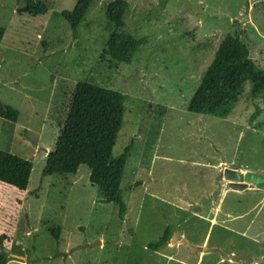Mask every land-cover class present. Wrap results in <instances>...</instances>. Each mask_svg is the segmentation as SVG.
I'll return each mask as SVG.
<instances>
[{"label": "rangeland", "instance_id": "1", "mask_svg": "<svg viewBox=\"0 0 264 264\" xmlns=\"http://www.w3.org/2000/svg\"><path fill=\"white\" fill-rule=\"evenodd\" d=\"M109 1L93 0L72 37L61 13L76 0H44L37 17L17 14L24 0H0V101L18 111L16 123L0 119V150L32 163L25 191L0 183L7 264H264V190L223 178L225 168L264 174V103L248 98L247 83L225 119L187 111L226 35L237 31L264 69V0H125L123 31L142 44L117 66L103 53ZM80 82L125 97L114 147L118 155L134 144L123 220L99 201L86 166L41 177ZM167 227L168 243L149 250ZM180 239L221 254H190Z\"/></svg>", "mask_w": 264, "mask_h": 264}, {"label": "trees", "instance_id": "2", "mask_svg": "<svg viewBox=\"0 0 264 264\" xmlns=\"http://www.w3.org/2000/svg\"><path fill=\"white\" fill-rule=\"evenodd\" d=\"M93 0H76L71 11H63L62 18L69 25L72 37L82 23ZM128 9L125 0L106 3L105 17L108 22V39L103 53L113 66L130 64L139 52L142 42L123 31L124 15ZM44 0H24L18 15L37 17L46 14ZM5 29L0 27V42ZM248 98L264 103V69L250 58L248 46L237 31L226 35L218 44L215 55L202 75L200 83L188 103L192 114L225 119L236 109L246 84ZM125 97L113 90L91 83H77L69 99L66 118L60 128L53 148L47 153L41 177L75 175L80 166L89 169V182L96 188L102 203L117 206L118 218L124 219L126 205L122 198L121 182L127 159L133 148L131 140L118 155L114 154L125 115ZM260 113L255 106L253 121ZM0 119L16 123L18 111L0 101ZM32 170L29 160L0 150V183L25 191ZM131 233V232H130ZM59 229L53 231L58 239ZM171 228L167 227L148 249L157 251L168 243ZM5 236L0 237V246ZM7 255L0 251V264H7Z\"/></svg>", "mask_w": 264, "mask_h": 264}, {"label": "water", "instance_id": "3", "mask_svg": "<svg viewBox=\"0 0 264 264\" xmlns=\"http://www.w3.org/2000/svg\"><path fill=\"white\" fill-rule=\"evenodd\" d=\"M223 178L231 181V183L228 184L229 188L231 187L236 190H241V189L246 188L248 184H253L258 189L264 190V174H253L250 172L243 174V173L238 172L235 169L225 168L223 171ZM180 242L185 248L188 249V251L191 254H195L198 251H202L205 254L219 252L217 249H214V248L199 249L189 244L185 239H180ZM236 260H239L238 256L231 257V261H236ZM262 262H264V260L260 261V263Z\"/></svg>", "mask_w": 264, "mask_h": 264}, {"label": "crops", "instance_id": "4", "mask_svg": "<svg viewBox=\"0 0 264 264\" xmlns=\"http://www.w3.org/2000/svg\"><path fill=\"white\" fill-rule=\"evenodd\" d=\"M189 243V242H188ZM190 244V243H189ZM194 247H196V246H194ZM197 248H199V247H197ZM199 249H203V248H199ZM198 252H200V251H198ZM191 254V253H190ZM205 254V253H204ZM206 254H209V253H206Z\"/></svg>", "mask_w": 264, "mask_h": 264}, {"label": "bare ground", "instance_id": "5", "mask_svg": "<svg viewBox=\"0 0 264 264\" xmlns=\"http://www.w3.org/2000/svg\"><path fill=\"white\" fill-rule=\"evenodd\" d=\"M226 180V179H225ZM227 181H229V183H231V181L230 180H227ZM231 188V187H230ZM234 189V188H233ZM236 190V189H235Z\"/></svg>", "mask_w": 264, "mask_h": 264}]
</instances>
